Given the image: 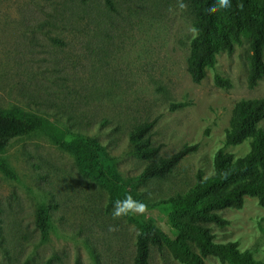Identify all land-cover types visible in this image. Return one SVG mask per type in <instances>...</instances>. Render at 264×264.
Segmentation results:
<instances>
[{"label": "rangeland", "instance_id": "rangeland-1", "mask_svg": "<svg viewBox=\"0 0 264 264\" xmlns=\"http://www.w3.org/2000/svg\"><path fill=\"white\" fill-rule=\"evenodd\" d=\"M0 0V108L18 106L63 129L100 141L125 178L149 161L131 153L129 135L154 121L152 141L166 157L194 147L166 178L139 184L149 203L188 191L199 174L214 173L219 151L236 158L251 139L226 142L236 103L264 98V78L250 86L247 35L221 50L206 77L188 71L196 15L177 0ZM171 9V11H170ZM217 77L229 85L217 83ZM264 129V119L259 123ZM17 179L0 172V264H134L138 229L113 219L109 194L83 175L72 154L43 133L14 139L0 153ZM53 228L42 241L40 204ZM144 213L171 237L166 207ZM227 223H210L215 241L237 243L264 263V206L247 196L241 208L219 210ZM115 226L116 231H109ZM151 264H185L154 247ZM206 264H229L209 256Z\"/></svg>", "mask_w": 264, "mask_h": 264}, {"label": "trees", "instance_id": "trees-1", "mask_svg": "<svg viewBox=\"0 0 264 264\" xmlns=\"http://www.w3.org/2000/svg\"><path fill=\"white\" fill-rule=\"evenodd\" d=\"M196 15L198 29L190 47L188 71L195 82L206 77V70L215 63L221 50L232 51L235 43L247 35L250 41V86L264 78V0H231L230 9L209 14L206 12L215 0H184ZM113 7L112 0H106ZM243 5L241 9L239 5ZM217 83L229 85L228 80L217 77ZM264 98L241 99L236 103L231 127L226 131V142L241 144L251 139V149L243 157L219 151L215 157L214 173L209 177L199 174L193 186L183 194L149 203L137 192L139 184L154 178H166L194 147L183 149L166 157H158L161 146L152 141L154 121L134 126L129 135L131 153L149 161L136 177L125 179L107 151L95 138L63 129L51 119L21 107L0 108V153L6 152L11 142L34 133H43L64 151L75 158L80 172L107 190L109 202L114 204L131 194L146 204V210L166 207L169 224L177 236L163 233L146 213L127 218L138 229L134 264H151L154 247H166L172 256L185 264H206L209 256L229 264H264L241 251L234 241L217 242L210 223L226 224L219 210L241 208L247 196L256 197L264 206ZM0 172L17 179L9 162L0 157ZM37 226L42 241L49 239L53 228L51 208L40 204L37 209ZM95 264H102L93 254ZM50 264V262H49Z\"/></svg>", "mask_w": 264, "mask_h": 264}, {"label": "clouds", "instance_id": "clouds-1", "mask_svg": "<svg viewBox=\"0 0 264 264\" xmlns=\"http://www.w3.org/2000/svg\"><path fill=\"white\" fill-rule=\"evenodd\" d=\"M232 6L231 0H215V3L212 4L206 12L209 14H215L216 12L224 9H230ZM177 7L180 10H187L188 5L184 0H177ZM242 9L243 5H239ZM171 11V9H170ZM192 34H196L198 29L193 26L189 29ZM146 204L143 201L135 199L131 194L125 195L123 199H117L112 208L113 219H119L128 217L130 215L143 214L146 211ZM115 226H110L109 231H116Z\"/></svg>", "mask_w": 264, "mask_h": 264}]
</instances>
